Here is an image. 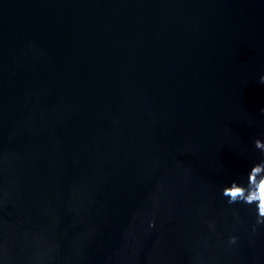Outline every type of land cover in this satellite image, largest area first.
Listing matches in <instances>:
<instances>
[{
	"label": "water",
	"instance_id": "95a60500",
	"mask_svg": "<svg viewBox=\"0 0 264 264\" xmlns=\"http://www.w3.org/2000/svg\"><path fill=\"white\" fill-rule=\"evenodd\" d=\"M261 75L264 0H0V264H264Z\"/></svg>",
	"mask_w": 264,
	"mask_h": 264
},
{
	"label": "clouds",
	"instance_id": "9594fccd",
	"mask_svg": "<svg viewBox=\"0 0 264 264\" xmlns=\"http://www.w3.org/2000/svg\"><path fill=\"white\" fill-rule=\"evenodd\" d=\"M260 84L264 85V75L260 76ZM261 112H264V109H261ZM254 145L261 153V159L247 172L246 182L241 183L239 179H234L222 190V195L228 199L229 204L255 205L256 218L253 232L257 231L258 227L264 226V140L256 139ZM150 226L155 227V223ZM237 241V236H231L228 243L235 245Z\"/></svg>",
	"mask_w": 264,
	"mask_h": 264
}]
</instances>
